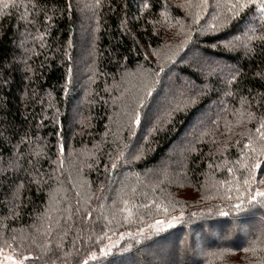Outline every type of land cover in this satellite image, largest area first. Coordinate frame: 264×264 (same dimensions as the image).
Returning <instances> with one entry per match:
<instances>
[{
    "label": "trees",
    "instance_id": "16d2710c",
    "mask_svg": "<svg viewBox=\"0 0 264 264\" xmlns=\"http://www.w3.org/2000/svg\"><path fill=\"white\" fill-rule=\"evenodd\" d=\"M144 2L35 0L27 13L21 7L0 16V240L39 257L34 264H74L87 259L94 244L102 246L95 241L105 226L114 242L113 231L135 233L183 212L181 223L152 240L125 236L120 244H131L125 264H262L264 206L231 208L238 194L222 183L234 184L235 177L242 185L252 163L264 179V160L241 156L243 133L255 123L237 124L229 114L227 131L221 109L240 108L243 96L264 114V54L259 46L247 54L242 45L212 47L241 35L251 13L210 32L211 7L195 24L186 14L195 9L178 7L182 0H166L168 19L159 15L165 0H147L149 8L141 10ZM160 67L165 70L157 77ZM141 98V124L135 125ZM138 150L140 159L133 160ZM18 184L23 188L13 199ZM123 200L137 205L134 222L122 220ZM220 210L229 215L219 217ZM209 222L227 234L202 232L200 225ZM257 240L255 252L245 251Z\"/></svg>",
    "mask_w": 264,
    "mask_h": 264
},
{
    "label": "snow or ice",
    "instance_id": "6c2138e0",
    "mask_svg": "<svg viewBox=\"0 0 264 264\" xmlns=\"http://www.w3.org/2000/svg\"><path fill=\"white\" fill-rule=\"evenodd\" d=\"M96 5L100 4V0H95ZM31 4L32 8L35 9L37 7L35 0H0V16L10 15V10H19L21 7L24 8L25 13L28 12V5ZM69 9L71 5H68ZM178 7L184 9H195L194 13H186L192 15V22L195 24H199L202 15L209 10V8H213L215 10V15L212 16L213 23H210L207 27V31L216 32L217 30L230 26L231 21L241 19L242 16H247L251 13L250 22L245 21L243 24V32L241 35H233L230 39L221 41L219 45L213 44L212 47L222 46L225 49L231 50L237 46H243L247 53H252L256 51V47H260V54H264V0H212L210 4V0H182V3L178 5ZM149 8V4L147 0L142 4V9ZM168 4L165 2L162 4V11L159 13L162 19H168L167 13ZM23 19H27V15H22ZM161 21H155V23H160ZM125 23L122 21V24ZM178 24L181 25L183 28V24L180 21H177ZM192 39L190 35L186 36L185 39L181 42L178 46L179 48H183L188 42ZM253 42H257L254 45ZM43 47V44H41ZM67 55V53H65ZM153 55L157 56L159 59V52L154 50ZM175 53L169 57L170 60H174ZM70 59V57H69ZM164 68L160 67L159 72H156L155 75L158 77L160 72H164ZM71 67L67 70V77L68 82H71ZM257 75H262L261 73H257ZM235 78V77H233ZM67 91V88H65ZM228 96H232V92L225 93ZM50 95V94H49ZM146 96L151 97L153 95V89L149 85L147 86V90L145 92ZM264 98V97H262ZM255 99V98H254ZM241 107L230 109L227 106L221 109V112L224 113V127L227 131H231V124L232 122L228 120V115L231 114L233 117H236V123L240 124L245 120L248 123H255L254 130H248L243 135L246 138V142L243 144V148L241 149V156L247 160L251 157L253 160L260 158L264 160V114L257 115L256 112L252 111V105L248 102L246 97L241 96L239 101ZM257 106L259 107V99H256ZM145 101L141 98L138 102V107L135 110L134 118L132 119L131 123L135 125L141 124V109L144 107ZM247 105V108L244 106ZM176 110V109H173ZM166 115H170L171 112L168 111L165 113ZM145 120H151V116L145 113L144 116ZM221 119L220 115L218 114L217 120L212 121V124L219 126L218 121ZM157 121H159V117H157ZM156 125L153 124V127L149 130L150 133L155 130ZM207 133H202V135H206ZM147 140V137H145ZM23 142V140L21 141ZM240 142L237 141V144ZM61 151H63V147L61 146ZM140 152L139 150L132 156L133 160L140 159ZM124 156V152L121 151L120 154L116 157V160H120L121 157ZM127 162V161H126ZM31 163V162H29ZM245 165H242L244 167ZM112 167L116 168L117 164L116 161L112 162ZM211 167V165H210ZM257 167L255 163L247 165L248 175L243 179V183L238 178L234 177V184L233 182L224 181L222 183L228 184L229 192L232 191L233 187H235V191L237 192V203L231 205V208L239 210L242 206L245 205H252L253 203L264 206V188L256 186L253 190V185H264V179H259L257 176L254 175V169ZM261 169L264 170V165H261ZM228 172L231 174L233 173V169L229 167ZM23 188V184H18L13 192V199L19 198L20 190ZM231 199V196L228 197ZM122 203L124 207L119 211L122 213H126V215L122 216V220L124 223L134 222L133 216L134 213L132 211L133 208H136L137 205L132 204L129 206L128 200H123ZM141 208H147V204L139 205ZM159 209L160 205H156ZM71 212V208L68 209ZM211 211V210H209ZM79 212V209H77ZM164 212L167 213L168 209L164 208ZM87 217L92 216V212H87ZM185 214L183 212L180 213L179 216H171L170 218L155 220L153 223L146 225L149 231L145 232V227H138L135 233L131 231L127 232H112V236H117L119 239L112 241L111 236L108 235L109 229L105 226L102 235H98L96 237V244L102 245L99 246L98 249L95 247V244L92 246L91 251L89 252L87 259H81L79 261L74 262V264H89V261L95 262V264H125L123 260V254L128 252V249L131 248V244H127L122 246L120 241L125 239V236L130 238H135L137 243L141 241H148L152 240L155 235L162 233L165 228H172L174 224L181 223V218ZM195 215V214H193ZM217 215L219 217H227L229 212H225L220 210ZM71 219V216H69ZM105 219H108L105 217ZM115 216L109 220V224L112 223V220H115ZM140 220L143 218L140 217ZM59 223V222H57ZM117 226H120L119 221H117ZM207 228L209 232L214 229H220L223 234H227L224 229L220 228L215 222H209L207 224H201L200 229L203 232ZM48 232H51V229H48ZM66 235V233H65ZM81 239V238H77ZM87 239L91 240L92 237L89 236ZM108 240L107 244H104V240ZM12 240L15 241L16 237L12 236ZM75 243V242H74ZM81 243L83 244L84 241L81 239ZM183 243V241L181 242ZM259 240L253 241V245L250 248H246L245 251H253L255 252L256 247L259 246ZM57 247H61L60 242L57 243ZM70 255V253L65 254ZM39 259V257H33L32 253L29 252L25 254L21 252L18 246L10 243L7 238L0 240V264H34V261ZM51 264H56V261L53 260ZM264 264V262H262Z\"/></svg>",
    "mask_w": 264,
    "mask_h": 264
},
{
    "label": "rangeland",
    "instance_id": "374dc122",
    "mask_svg": "<svg viewBox=\"0 0 264 264\" xmlns=\"http://www.w3.org/2000/svg\"><path fill=\"white\" fill-rule=\"evenodd\" d=\"M187 29V28H186ZM188 30V29H187ZM189 31V30H188ZM161 252H162V250H161Z\"/></svg>",
    "mask_w": 264,
    "mask_h": 264
}]
</instances>
